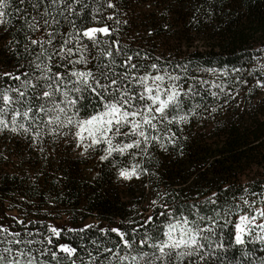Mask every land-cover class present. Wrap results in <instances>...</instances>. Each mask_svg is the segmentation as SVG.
<instances>
[{"label":"trees","instance_id":"1","mask_svg":"<svg viewBox=\"0 0 264 264\" xmlns=\"http://www.w3.org/2000/svg\"><path fill=\"white\" fill-rule=\"evenodd\" d=\"M109 2L116 7H108ZM32 3L35 8L27 2L16 6L13 0L3 18L7 23L0 24V89L20 83L5 74H23L22 79L37 83L39 73L30 65L40 49L30 39L47 41L48 32H54L53 46L59 47L62 40L75 36L76 29L108 26L114 31L103 39L117 42L120 53L115 46L101 47L112 51L114 64L104 68L108 60L89 54L86 67L72 69L54 57L52 71L92 70L108 84L113 73L125 71L121 65L132 56L139 71L133 69L131 76H179L181 91L192 89L196 94L181 97V114H187L188 121L167 125V130L159 126L154 134L161 136L165 148L152 143L146 154L133 150L134 156L114 153L101 159L106 145L85 150L72 125L53 133L38 121L42 127L33 132L41 136L35 140L0 132L3 237L11 240L7 233H18L17 239L29 242L35 264H120L117 255L146 254L148 260L155 251L151 245L167 239L169 223L186 218L192 223H180L174 236L179 238L180 228L194 227L197 244L178 250L193 254L172 264H264V228L257 227L264 223L250 226L243 244L235 242L239 219L264 208V87L259 86L264 83V0H82L71 4V12L48 0ZM45 12L59 20L47 30L41 19ZM25 14L41 21V31L29 30ZM152 64L160 71L152 70ZM116 78L113 87L120 86ZM125 83L136 91L135 79ZM40 92L39 86L28 88L23 107H50ZM77 96L82 97L76 105L79 113L69 110L74 120L102 111L106 102L88 90L70 94ZM61 99L57 96V103ZM133 165L140 166L139 178L123 179L120 171ZM51 228L60 230L58 238ZM118 233L132 243L131 249L124 247ZM63 245L76 253L68 257L59 252ZM2 247L25 250V245Z\"/></svg>","mask_w":264,"mask_h":264},{"label":"snow or ice","instance_id":"2","mask_svg":"<svg viewBox=\"0 0 264 264\" xmlns=\"http://www.w3.org/2000/svg\"><path fill=\"white\" fill-rule=\"evenodd\" d=\"M26 2L35 8L36 5L32 3V0H14L16 6L24 5ZM37 2H40V0H37ZM48 3L53 6L63 4L66 6V10L71 12L74 11L71 4H81L82 0H71V3L70 0H48ZM12 4L13 0H0V24L7 23L3 18L8 15L6 10L10 9ZM107 6L110 8L116 7L110 2ZM17 10L22 11L19 7ZM23 19L32 32L41 31V21L36 20L35 17L29 19L27 14H25ZM41 19L45 30L59 23V20L51 12H45ZM95 19L93 17V20ZM108 19H114V17H108ZM73 28L75 29L74 22ZM112 31L114 30H110L108 26L87 27L82 30L76 29L75 36H70L68 40H62L59 47L53 46L54 32H48L49 39L47 41L30 39L31 45H38L40 49L30 65L34 73H39L36 77L37 83L22 79L23 74L16 76L5 74L10 79L20 81V83L16 87H9L6 90L0 89V132L8 130L16 134L30 136L35 140L41 136L40 131L33 132L34 127H42L38 121H43V124L48 126L49 131L53 133L58 129L72 125L77 129L75 137L78 139L79 145L84 146L85 150L88 147L100 144L106 145L104 151L107 154L101 157L104 160L109 159L114 153L134 156L136 152L133 150L146 154L147 148L152 143H157L160 147L165 148V145L161 142V136L154 133H158L161 125L167 130V125H179L187 122L189 119L188 115L181 114L183 111V100L181 97L196 94L192 92V89L181 91L182 85L178 84L179 76L171 74H168L167 77L162 74L153 76L151 73L131 76L130 73L133 69L139 71L137 65L132 63V56H127L121 65V67L125 68V71L119 74L113 73V78L108 84L101 83V80L94 75L92 70L69 69L63 73L52 71L54 57L57 58V62H64L66 68L71 65L72 69H75L76 65L83 64L85 67L87 66L89 54L98 60L101 57L108 60V64L102 63V66L109 68L111 64L115 63L113 53L111 50L102 48L101 45H107L109 49L115 46L116 53L119 55L120 48L117 42L103 39L104 37H110ZM84 41L89 42L94 51L90 53L88 44L84 43ZM69 43H72V47H68ZM46 44L51 47V51L45 47ZM149 67L156 72L160 71L156 64H152ZM117 75L120 79V86L113 87V85L118 83ZM100 76L107 79L106 72H101ZM132 79H135L138 85L135 92L125 83V81L130 82ZM41 81L42 83H40ZM38 86L41 89L39 93L40 99L51 106L45 107L44 104H41L33 107L29 104L26 108L23 107L27 103V89L31 88L34 90ZM259 86L264 87V83ZM83 90L94 93L101 100H106V102L102 105V111L74 120L69 115V110L76 108L82 97L70 98V94L81 93ZM12 93H15V95H12ZM105 93H107V96H105ZM213 95L217 94L213 93ZM57 96L62 97L59 103L56 100ZM33 98L35 99V96ZM41 113H43L42 116L40 115ZM76 113H79V108H76ZM62 116L64 117L63 119ZM85 140H90L91 143L85 145ZM114 141L117 142L114 144ZM169 142L174 143V140L169 137ZM139 167V165H133L131 169H122L119 175L125 180H131L134 177L139 178ZM259 215L264 217V210H261ZM254 220L255 216L252 218L248 216L240 218V224L236 225L235 242L237 244L244 243L242 234L245 233V226L251 225ZM180 223L188 225L192 222L183 218L182 221H178L175 224L169 223L168 230L164 233L167 239L151 245L155 251L148 260L145 261L146 254L139 256L117 255V260L120 261V264H125V262L139 264L140 261H145V264H154L156 260L163 262L167 258L169 264H172V261L180 257L192 255V251L178 250H189L197 244L196 235L193 234L196 228H180V236L175 238L174 233ZM257 227L264 228V225H257ZM50 231L53 237L58 238L60 236V230L51 228ZM113 231L117 230L113 229ZM248 231L251 232L252 228L249 227ZM5 232V229L0 228V245L5 243L8 245H25V250L13 247L0 248V264H35L36 258L31 255L32 249L27 247L29 242L17 239L18 233H7L13 239L6 240L3 237ZM118 234L124 247L131 249L132 243L124 239L123 233ZM149 239L151 238H146L144 243H148ZM47 242L50 244L52 238L49 237ZM58 251L68 257L76 253L75 248L66 245L59 246ZM52 255L55 257L57 253H52Z\"/></svg>","mask_w":264,"mask_h":264},{"label":"rangeland","instance_id":"3","mask_svg":"<svg viewBox=\"0 0 264 264\" xmlns=\"http://www.w3.org/2000/svg\"><path fill=\"white\" fill-rule=\"evenodd\" d=\"M85 143H88V144H89V143H91V141H90V140H85ZM261 210H264V208H259V209H257V211L253 214V216H255V220H254V222H253L251 225H247V226H245V233L242 234L243 237H244V235L247 233L248 228H249L250 226H252L253 224H262V223H264V217H261V216L259 215V212H260ZM253 216H248V217H249V218H252ZM242 217H243V216H242ZM89 223H92V221H88L87 225H88ZM238 224H240V219H239ZM242 226H243V225H242Z\"/></svg>","mask_w":264,"mask_h":264}]
</instances>
